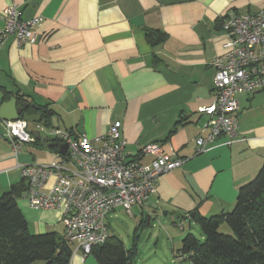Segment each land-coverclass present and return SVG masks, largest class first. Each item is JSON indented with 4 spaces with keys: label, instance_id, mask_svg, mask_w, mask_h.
Returning <instances> with one entry per match:
<instances>
[{
    "label": "crops",
    "instance_id": "crops-1",
    "mask_svg": "<svg viewBox=\"0 0 264 264\" xmlns=\"http://www.w3.org/2000/svg\"><path fill=\"white\" fill-rule=\"evenodd\" d=\"M7 5L42 22L37 42L18 45L9 35L0 48V107L15 98L22 113L49 112L51 126L91 137L118 120L127 159L150 161L141 148L151 143L183 158L158 177L145 204L132 207L141 222L155 213L183 218L232 209L238 189L264 164V88L236 92L237 135L219 136L201 153L194 139L206 116L197 109L214 99L210 62L226 39L223 20L264 9V0H0V11ZM146 30L165 38L152 43ZM3 120L0 194L22 180V165L50 164L58 151L47 130L29 122L34 141L15 154ZM17 204L31 232L63 235L60 210L32 209L24 194ZM82 256L78 249L69 264H97L91 253Z\"/></svg>",
    "mask_w": 264,
    "mask_h": 264
},
{
    "label": "built area",
    "instance_id": "built-area-1",
    "mask_svg": "<svg viewBox=\"0 0 264 264\" xmlns=\"http://www.w3.org/2000/svg\"><path fill=\"white\" fill-rule=\"evenodd\" d=\"M0 19V48L9 35L18 45L38 41L36 29L41 16L22 19L18 7L7 5L1 9ZM222 30L226 37L222 51L210 62L214 69V99L197 109L206 121L194 139L195 153L205 151L219 136L231 140L237 135V91L255 93L264 88V9L229 15L222 22ZM28 123L22 117L3 120L5 136L15 154L23 143L34 141ZM120 126V121L115 120L105 133L91 137L37 123L39 131L47 130L58 144L66 143V151H57V159L50 164L20 167L28 186L24 193L28 206L60 210L63 239L71 245L72 253L81 250L82 258L107 239L109 212L121 207L131 214L134 205L145 204L156 192L158 177L184 160L163 152L157 143L141 148V153L153 155L150 161L127 159ZM179 225L183 228L182 220ZM177 264H184L182 257Z\"/></svg>",
    "mask_w": 264,
    "mask_h": 264
},
{
    "label": "trees",
    "instance_id": "trees-1",
    "mask_svg": "<svg viewBox=\"0 0 264 264\" xmlns=\"http://www.w3.org/2000/svg\"><path fill=\"white\" fill-rule=\"evenodd\" d=\"M146 36L152 43L165 38L158 30H146ZM48 118L49 112L43 113L39 123L50 127ZM27 187L22 178L0 194V264H69L72 247L62 235L29 230L17 204ZM186 217L200 226L203 239L191 233L184 236L177 256L184 264H264V164L238 189L230 211L203 216L194 210ZM223 225L230 232H222ZM133 247L127 249L120 238L110 234L91 248V254L97 264H133L137 249Z\"/></svg>",
    "mask_w": 264,
    "mask_h": 264
},
{
    "label": "rangeland",
    "instance_id": "rangeland-1",
    "mask_svg": "<svg viewBox=\"0 0 264 264\" xmlns=\"http://www.w3.org/2000/svg\"><path fill=\"white\" fill-rule=\"evenodd\" d=\"M32 124V123H31ZM183 221V228L180 221ZM109 231L120 238L127 249L134 248L133 264H177L182 239L187 233L202 240L200 226L190 218L152 214L149 223L141 222L123 209L107 214ZM62 225L60 230L63 229ZM222 232H230L226 225L220 227Z\"/></svg>",
    "mask_w": 264,
    "mask_h": 264
},
{
    "label": "water",
    "instance_id": "water-1",
    "mask_svg": "<svg viewBox=\"0 0 264 264\" xmlns=\"http://www.w3.org/2000/svg\"><path fill=\"white\" fill-rule=\"evenodd\" d=\"M23 106H28L27 103H24ZM0 117L3 118L4 120H14L17 119L19 117H22L23 119H25L27 122L30 123H39L41 121V113L37 112V113H33V114H29V113H22L21 109L16 107V99L15 98H11L9 101H7L6 103H4L1 107H0ZM50 146H56L58 149V152L61 154H64L67 148V144L66 143H59L56 144L52 141V143H50ZM148 220H149V216H148Z\"/></svg>",
    "mask_w": 264,
    "mask_h": 264
}]
</instances>
